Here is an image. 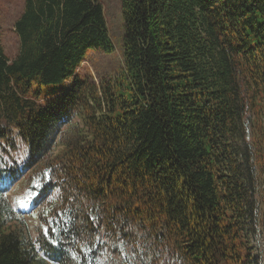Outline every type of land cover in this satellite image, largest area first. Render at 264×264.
Wrapping results in <instances>:
<instances>
[{"label":"trees","instance_id":"obj_1","mask_svg":"<svg viewBox=\"0 0 264 264\" xmlns=\"http://www.w3.org/2000/svg\"><path fill=\"white\" fill-rule=\"evenodd\" d=\"M23 1L12 61L0 39V264H264V0H120L98 85L77 73L114 51L102 0Z\"/></svg>","mask_w":264,"mask_h":264},{"label":"rangeland","instance_id":"obj_2","mask_svg":"<svg viewBox=\"0 0 264 264\" xmlns=\"http://www.w3.org/2000/svg\"><path fill=\"white\" fill-rule=\"evenodd\" d=\"M102 9L104 11L108 34L114 44V51L105 54L101 51L90 52L87 58L78 68L81 77L88 78L91 82L98 85L101 82L109 83L119 75L122 69V19L120 11V0H102ZM23 0H0V36L4 54L9 60L15 59L19 50V39L14 30V25L21 11H23ZM69 85V84H67ZM65 85L57 84L43 88L45 94H52L64 89ZM45 99V96L42 97ZM25 148L21 142L16 140V150L11 152L15 161L20 162L25 157ZM17 196V194H15ZM8 196L10 193L8 192ZM28 205L25 203L24 206ZM28 226L32 221L27 218ZM258 251L264 252V239L257 237L255 240ZM114 258V257H113Z\"/></svg>","mask_w":264,"mask_h":264}]
</instances>
